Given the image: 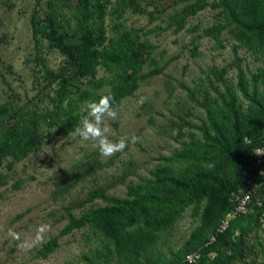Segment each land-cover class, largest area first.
I'll use <instances>...</instances> for the list:
<instances>
[{
	"label": "trees",
	"instance_id": "trees-1",
	"mask_svg": "<svg viewBox=\"0 0 264 264\" xmlns=\"http://www.w3.org/2000/svg\"><path fill=\"white\" fill-rule=\"evenodd\" d=\"M208 7L220 9V22L207 34L219 40L228 31L239 43L233 48L232 63L237 84L226 81V70L214 68L213 80L208 78L210 90L203 92L202 99L183 86L205 111L206 119L200 125L182 120V127L197 130L201 137L191 132V140L165 158L166 163L156 166L150 178L131 186L127 198L99 189L91 192L88 202L101 199L104 206L91 207L80 217L73 209L67 210L68 223L61 235L91 229L101 243L97 249L107 255L99 254L103 260L99 264H110L114 252L118 264H173L161 253L151 257L152 248L191 207L202 224L181 248L178 260L173 258L175 264H189L186 256L190 253L200 254L198 264H258L248 240L255 235L260 242L264 230V165L257 167L254 156L264 145V66L257 73L244 71L239 51L245 48L264 57V0H195L174 20L184 29L189 17ZM129 9L143 12L139 0H36L31 17L36 48L41 50L46 43L59 52L63 63L53 70L38 55L44 66L39 72L46 80L42 91H53L42 110L0 101V169L9 157L19 159L38 151L43 145L44 126L58 127L62 135L73 131L84 114L77 110L81 104L108 95L112 106H119L139 88L146 65L155 67L148 75L162 73L152 45L119 22ZM110 15L117 22L109 33ZM101 68L112 76L99 77ZM106 88L110 93H102ZM249 175H254L256 185L251 211L230 220L227 230L219 233L220 220L233 211ZM57 246L54 238L40 254L47 256ZM94 260L92 263L98 256Z\"/></svg>",
	"mask_w": 264,
	"mask_h": 264
},
{
	"label": "rangeland",
	"instance_id": "rangeland-1",
	"mask_svg": "<svg viewBox=\"0 0 264 264\" xmlns=\"http://www.w3.org/2000/svg\"><path fill=\"white\" fill-rule=\"evenodd\" d=\"M194 1L139 0L143 12L129 9L119 20L128 31L138 33L142 41L152 45L153 57L162 69L161 74L151 76L148 74L155 67L146 65L139 88L113 107L116 119L106 117L103 121L108 139L117 141L126 137L130 141L135 136V143L129 142L123 152L112 157H102L96 143L81 140L75 129L62 135L58 127L44 126L43 145L38 151L19 159L9 157L5 162L0 169V264L103 262L99 256L103 251L98 250L100 240L91 229L61 235L68 223L67 210L73 209L80 217L91 207L104 206L101 199L88 202L91 192L99 189H107L110 196L127 198L131 186L150 178L156 166L166 163L165 158L172 156L184 141L191 140V132L201 137L197 130L182 127V120L200 125L206 119L205 111L190 99L183 86L202 99L203 92L210 90L208 78L213 80L214 68L226 70V81L236 85L233 48L239 43L228 31L219 40L207 34L220 22L217 17L220 9L212 7L189 17L186 27L180 29L174 18ZM214 1L217 0H209ZM35 4L36 0H0V101H14L16 106L42 110L48 106V94L53 91H42L46 80L39 72L44 66L38 55L53 70L59 68L63 58L46 43L41 50L36 48L31 26ZM107 22L110 33L117 19L110 15ZM239 55L244 60V71L250 74L264 66L261 54L254 55L242 48ZM103 76L112 75L101 68L99 77ZM102 93H110V89ZM86 104L77 108L79 113H84ZM201 221L192 207L187 209L170 233L159 237L151 257L157 258L161 253L163 259L175 264L182 255L177 254L201 227ZM41 225L49 226L43 242L26 247L24 241H33ZM10 230L19 239L10 236ZM54 238L58 239L57 248L42 256L41 248ZM255 238V235L249 238L248 247L255 249L258 264H264V230L260 233V242ZM95 258L96 263H92ZM118 263L114 252L110 264Z\"/></svg>",
	"mask_w": 264,
	"mask_h": 264
},
{
	"label": "clouds",
	"instance_id": "clouds-1",
	"mask_svg": "<svg viewBox=\"0 0 264 264\" xmlns=\"http://www.w3.org/2000/svg\"><path fill=\"white\" fill-rule=\"evenodd\" d=\"M106 117L113 120L117 117V112L113 109L112 98L110 96L104 95L99 100L88 101L84 109V114L81 115L79 124L74 132L83 141L95 142L99 154L102 157H112L118 152H123L128 147L129 142L135 143L137 137H131L130 141L126 137H121L117 141L108 139L106 134L107 129L102 126ZM244 142H247V137L244 138ZM254 153L259 156H264V149H256ZM48 227L47 225H41L37 229L34 240L24 241V245L30 248L35 243L43 242L44 234L48 230ZM9 235L15 239H19V235L11 232V230Z\"/></svg>",
	"mask_w": 264,
	"mask_h": 264
},
{
	"label": "built area",
	"instance_id": "built-area-1",
	"mask_svg": "<svg viewBox=\"0 0 264 264\" xmlns=\"http://www.w3.org/2000/svg\"><path fill=\"white\" fill-rule=\"evenodd\" d=\"M257 149H264V145ZM254 156L257 167L263 166L264 156H259L256 155L255 153ZM255 193H256V185L254 182V175H249L241 189L240 194L236 196V204L233 211L228 214L226 219H224L220 224V226L218 227L217 231L219 233H223L227 230L230 220H232L237 216L247 215L251 211V203L253 200V195ZM212 241H215V239H212ZM186 261L189 264H198L200 261V254L190 253L186 256Z\"/></svg>",
	"mask_w": 264,
	"mask_h": 264
}]
</instances>
